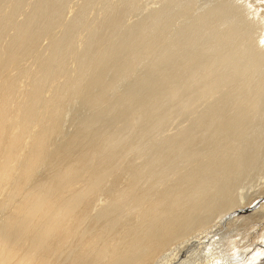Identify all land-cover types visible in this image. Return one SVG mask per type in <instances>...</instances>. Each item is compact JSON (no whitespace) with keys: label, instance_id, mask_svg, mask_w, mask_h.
I'll use <instances>...</instances> for the list:
<instances>
[{"label":"bare ground","instance_id":"obj_1","mask_svg":"<svg viewBox=\"0 0 264 264\" xmlns=\"http://www.w3.org/2000/svg\"><path fill=\"white\" fill-rule=\"evenodd\" d=\"M4 3L0 264H153L182 230L239 209L243 194L232 197L230 185L258 167L263 155L256 120L264 128V117L255 114L262 94L249 97L247 109L237 100L253 89L256 67L249 68L264 70V54L248 55L260 41L247 29L210 12L161 46L169 34L163 12L120 32L119 11L100 2L106 13L95 26H84L79 50L70 40L82 26L81 14L72 17L63 39L49 36L60 0H38L20 24L13 19L16 5ZM205 30H212L210 40L203 39ZM42 37L48 38L45 55L38 50ZM236 54L246 58L229 66ZM25 59L32 60L29 67ZM76 101L90 114L64 135L62 119ZM261 202L244 211L247 220L262 216Z\"/></svg>","mask_w":264,"mask_h":264},{"label":"rangeland","instance_id":"obj_2","mask_svg":"<svg viewBox=\"0 0 264 264\" xmlns=\"http://www.w3.org/2000/svg\"><path fill=\"white\" fill-rule=\"evenodd\" d=\"M20 1L19 0H16V1L15 0H8V1L6 0L7 3L6 4L4 3L5 8L7 6H8V8L10 6L13 8V5L14 6L16 5L14 8H17L18 11L16 12V15L13 18L14 22L16 24H20V22L25 20L30 15L28 13L31 12L32 6L34 5L33 3H36L38 0H27V5H26V0H23L24 2L22 0H20ZM63 1H65V2H63ZM173 1H176V0H93V1L92 0H60L61 3L58 4V6H59L58 13L60 12L58 15L59 18L57 19L58 22H56L57 25L56 26L54 25V28H53V26L51 27L50 30H51V33L53 31V34H51L49 32V36L51 37V35L57 34L56 36H52V37L57 38V39H63L64 30L66 29V27H68L71 24L70 23L71 21L73 22L76 19L75 18L76 15L81 14L78 16L83 17L82 26L78 27V29L76 31L78 34L75 32V34H77L78 36H76L74 34L75 37L73 35L71 40H70V42H72L74 47H76V45H78L79 47L77 46L76 48L81 50L83 42L85 40L84 38H85L87 31H88V28H85L84 26L87 27V25L90 24L89 21L90 22L92 21V24H90L91 26L89 25V27L95 26L104 17L106 12H103L102 8H104V10H105L106 7H104V6H106L105 4L108 3L109 8H111L110 6L113 5L112 7L115 8L117 11H119V15H120L119 20L121 22V26H123V28L121 29L120 32L124 31V28L126 26H129L132 24L135 25L137 23L142 22V20L145 19L152 12H157V11L163 12V14H164L163 15V21L168 25L167 30L169 33L168 37L165 39V41H163L160 44L161 46H164V45H166L165 43H167L168 41H170L172 39V37L174 36L175 33H177V34L179 33L178 32L179 30L187 28V27H189V25L190 26L195 25L194 23L199 19L200 16H201L200 18H202V17H204V15L206 16L210 12H213V13L217 12V14L220 13L221 16L226 17V20L228 22L229 21L234 22V23L236 22L239 26L238 29H244V28L247 29L253 35V37L256 39V42L260 41V43H258V44L255 43V46H252L248 55H251L252 53L254 56H260V55L264 54V0H181L180 1L181 3L178 2L176 4L175 3L173 4ZM22 2H23V5H20ZM94 2H95V4H94ZM100 2L101 3L105 2V3H103L104 6H102V4ZM88 3H90V4L92 3L93 5L92 4L90 5ZM100 5L102 6V8ZM179 5H181V6H179ZM21 6H23V7H21ZM83 6L85 9L83 8ZM87 6L88 7L91 6V7L87 8ZM218 7H220V8H218ZM5 8L3 9V11L1 13H3L5 11ZM213 8L216 11H214ZM9 9H11V8H9ZM98 9H100V10L97 11ZM222 10L224 11V13L222 12ZM6 11H8V10H6ZM73 12H75V13H73ZM72 17H74L75 19ZM95 18H96V20H94ZM98 19H99V21H98ZM85 23H88V24H85ZM242 23H243V25H242ZM166 24H164V26ZM60 25L62 26V28ZM60 28H61L62 32H60ZM79 28H80V30H79ZM58 29H59V31H58ZM250 29H252L253 31H251ZM81 30H82V32H81ZM10 31L12 32V30H9V29H7L5 31L6 37L9 34L11 35ZM201 31H203V29H201ZM6 32H8V33H6ZM204 32H206V33H205L203 39L210 40L209 34L212 33V30L211 31L205 30ZM119 34L120 33H118L114 37L110 38L109 42L115 41ZM83 35H84V37H83ZM79 38H80V40H79ZM214 38H215V34H213L211 39L214 40ZM5 39L6 38H4V41H5ZM47 39H48L47 37H42L38 40V43H37L38 48H39L38 50H40L39 53L42 55H45L48 52L47 51L48 47H46L48 45ZM77 40H79V41H77ZM75 41H76V43H75ZM256 48H258V49L256 50ZM238 56L236 54L232 57L229 66L236 67L237 65H240L243 63V60H244V58H246V56H244L243 54H240ZM237 57L239 59H237ZM31 62H32V60L25 59V61H23L22 64H24L25 66L27 64V66L29 67L31 65ZM67 66H68V69H71L72 64L69 63ZM252 67H256V69H257V70L255 68L253 69V71L256 72L255 74L252 71ZM249 71L253 72V73H251L253 75L250 77V79L252 80L250 84L253 85V89H248L246 91L244 90V91L240 92L239 95L237 96V100L239 99L240 102L239 101L238 102L241 103V105H243V106L246 104L244 106V108L247 109L248 98L251 97L254 93L257 96L258 95L260 96L262 94L260 96V98H261L260 102L261 103L258 104L259 106L257 105V109H256L257 111L255 114L258 117H261V116L264 117V100H262V99H264V96H263L264 93L261 91L264 89V82H263L264 81V70H262L258 66V64H256L255 66H251V68H249ZM9 72L12 73L10 70H9ZM253 79H255V80H253ZM256 88H260L261 90L253 92L252 90H254ZM74 103H75V104H73L74 106L72 105V103L69 104V106H68L69 110L67 111L68 113L66 112L67 115L65 114L63 119H62V128H63V134L64 135H68L69 133H72L75 130L76 124L82 118H84V116H87L88 114H90L86 105L81 106L82 104L79 101H76ZM70 105H72V106H70ZM256 122H258L257 123V126H258L257 129L262 132L260 137H259V141H258V145H259L258 148L261 151V153L263 154V155L259 156V160L261 161V164L258 167H256L254 170L249 171V173L247 172L246 175L240 176V178H238L236 181H234L230 185V191L232 192V195H233L232 197L238 196L239 192H240V194L241 193L243 194V197H242L243 199L241 198L239 200V209H236L235 211H232V212L226 211L225 214H223L221 217L219 216V218L217 216H212V217L210 216L209 218H206V219L201 221V222H203L204 226H201L199 224L200 223L199 222L198 226H197V223L195 224V226H194L195 228L191 227V228H188L186 230H182V234H181V237L179 238V240L177 239L176 243H174L175 242L174 241L173 244H170L169 247L167 248L168 250H166L162 253L163 255L159 253L161 257L158 255L156 256V258H158L159 262L157 261L156 258H154L153 264H157V262L159 264L160 261L163 262V264H166V262L168 264H217V263L218 264H226V263L231 264L230 259L232 260V257L235 258L236 256L242 255L243 253H245L243 258H242L243 260L241 259L240 261H237L233 264H264V252H263L264 248H263V250L261 249L262 248L261 244H262V246L264 245V239L260 241V238H258V237L256 238L257 234L260 233V229H261L260 224H262V225L264 224V219H263L264 218V214H263L264 209H263V207L261 208L262 210H261L260 214H262V216H256V217L253 216L252 217V218H254L253 220H250L252 218H248V220H247V218L244 217L247 214V212H244V211H246V209H248V208H255L256 209L258 206L261 205V203H262L261 201H263V204H264V196H263L264 193H263V195H261L259 193L262 188L264 189V128H263V126H261L263 124L259 123V121H257V120H256ZM259 125L261 126V128ZM169 128H167V130H169ZM239 131L242 133H245L244 127L241 126ZM151 152H153V151L151 150ZM181 167L182 166H178L177 169L181 168ZM258 194H260L262 198L260 196L257 198L256 196ZM103 198H104V196H102V197L99 196L97 203L100 202V204H101L102 203L101 200H105V198L104 199ZM251 201L253 202V203H251V205L246 204V203H249ZM257 201L259 203H257ZM242 204H243V206H242ZM241 207L243 210L240 209ZM216 217L218 218V220ZM229 217H232L233 219L231 218V220H229L230 219ZM239 219H241V220H239ZM204 221H206L207 224ZM226 221H228V223ZM231 221H233L232 224H231ZM258 221H261L263 223L260 222L258 224ZM224 222L227 223L228 225L227 224L225 225ZM210 223L214 226H212ZM197 227H199V228H197ZM258 227H260V228H258ZM226 228H228V229H226ZM255 228H256V230H255ZM205 236H206V238H205ZM243 236H244V238H243ZM253 252H255V254ZM170 256H172V257H170ZM163 257H164V259H165V257L166 258L168 257V259H167L168 261L166 259H165V261L163 259L161 260V258H163ZM218 260L221 263H219ZM209 261H211V262H209ZM192 262H194V263H192Z\"/></svg>","mask_w":264,"mask_h":264}]
</instances>
